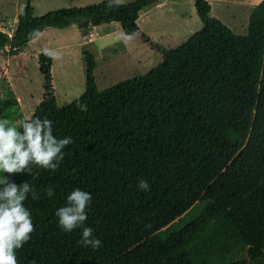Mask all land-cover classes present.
<instances>
[{"label":"trees","instance_id":"trees-1","mask_svg":"<svg viewBox=\"0 0 264 264\" xmlns=\"http://www.w3.org/2000/svg\"><path fill=\"white\" fill-rule=\"evenodd\" d=\"M155 1L101 0L33 16L23 0L11 36L0 31V51L16 55L44 28L71 24L115 22L142 39L137 13ZM192 1L200 28L142 75L97 90L83 51L84 89L63 105L52 93L50 56L37 54L42 94L27 119L51 120L57 139L73 143L55 171L0 174L37 195L25 201L35 231L16 250L18 264H264V0L244 35L210 16L206 0ZM10 113L19 129L26 119L4 83L0 119ZM76 188L92 195L86 226L99 249L80 243V229L58 225L55 212ZM241 245L245 257L229 259Z\"/></svg>","mask_w":264,"mask_h":264},{"label":"rangeland","instance_id":"rangeland-1","mask_svg":"<svg viewBox=\"0 0 264 264\" xmlns=\"http://www.w3.org/2000/svg\"><path fill=\"white\" fill-rule=\"evenodd\" d=\"M72 1H77L75 2L77 4H74L73 6L79 7L76 6L79 5V0ZM228 2L229 0L219 1L218 5L220 7L216 6V0H211L209 3L207 1V4L209 5V9L211 6V9L215 14L216 8L218 7L217 10L221 15L223 24L234 34L244 35L246 33V21L243 18L244 11H242V9H244V5H240L239 3L230 5ZM22 3L23 0H0V31L6 33L8 36H11L15 28L13 26L15 23L14 19L16 18L17 13H19ZM64 5L65 4L63 0H48L43 5L40 4V0H32L31 7L33 6V9H35L37 13L43 14L47 11L65 8ZM182 7L183 6L180 8ZM212 17L216 18V16ZM242 21H244V25L242 24ZM152 22L155 23L154 20H152ZM140 23L141 21L139 20V26ZM137 29L138 33L143 36L142 39L133 36L137 39L136 41H138V43H132L129 45V47H124L117 40L114 41L111 46L103 48L102 51H99L98 55L102 59H106V57L109 56H114L113 60L109 62H103L102 60H99L98 56L94 54V50L90 45L82 48L80 47L79 50L77 48H70L66 53V59L63 61H61L60 54L52 51L50 54L43 53L48 54L49 56L52 54L54 56V66L51 72L52 75H50V72L49 75L50 85L53 95L55 96L56 105L59 106L68 103L82 93L84 89V61L82 58L83 51L89 52L92 58L95 56L92 77L96 89L101 90L118 81L144 74L152 66H155L157 63H159L161 61L162 54L169 50V47H173L174 45V40L171 42L167 41V43L161 41H150L147 36L145 37L144 33L141 32L140 27ZM92 42L94 43L95 41ZM54 49L58 50L55 47ZM6 52V47L0 51V94L2 85H4V83L7 84L17 101L19 113L24 118V116H27L31 113L33 109V101L35 99L37 100L38 97L40 98V94H42V77L38 72L35 62L29 59L27 54H24L25 50L23 48L18 50V53L16 54L18 56H7L5 54ZM5 118L9 119L14 124L17 123V117L14 113L8 114ZM237 247L242 248V252L237 253V250H234V256L228 257L229 259L237 260L245 257L243 254L244 247L242 245Z\"/></svg>","mask_w":264,"mask_h":264},{"label":"clouds","instance_id":"clouds-1","mask_svg":"<svg viewBox=\"0 0 264 264\" xmlns=\"http://www.w3.org/2000/svg\"><path fill=\"white\" fill-rule=\"evenodd\" d=\"M122 2L123 0H114L116 4ZM136 35L138 34H132ZM77 107L82 112L88 111L86 104L78 103ZM71 143V137L57 139L53 134L51 120L39 117L26 119L20 122L18 129L9 119H0V174L32 175L33 166L55 171L64 158L63 150ZM0 186V264H18L16 250L22 248L35 231L31 212L25 207V201L29 196L37 199V195L30 183L17 185L2 175ZM137 187L142 191L150 189L146 180H140ZM45 194L51 198L54 195L53 188L49 186ZM91 201V193L76 188L67 196L66 205L58 208L55 215L62 231L71 233L80 229V243L85 247L99 249L101 240L94 236L91 227L86 226Z\"/></svg>","mask_w":264,"mask_h":264},{"label":"crops","instance_id":"crops-1","mask_svg":"<svg viewBox=\"0 0 264 264\" xmlns=\"http://www.w3.org/2000/svg\"><path fill=\"white\" fill-rule=\"evenodd\" d=\"M46 1L48 0H40V4L43 5L46 3ZM129 1L132 0H123L122 3H126ZM206 1H208L209 3L211 0ZM219 1L222 0H216V6L218 7H220L218 5ZM259 1L260 0H229L228 3L230 5H235L238 3L240 5H244V9H242V11H244L243 18L246 21L245 24H247V18L250 11ZM63 2L65 4L64 7H74L73 5L77 4L75 3L77 1L73 2L72 0H63ZM78 2L79 5L76 6L92 4L93 2L96 3L99 1L79 0ZM112 2H114V0H112ZM181 6L183 7L180 8ZM21 7L22 5L20 6V8ZM218 7L216 8L215 14L210 6L209 15L216 16V19L223 23L221 15L217 10ZM31 9L33 16H39L40 14H42L37 13V11L33 9V6L31 7ZM139 20L141 21L140 26L138 24ZM152 20H154L155 23H153ZM14 22L16 23V18L14 19ZM15 23L13 24L14 27ZM135 23L137 28L140 27L141 32L144 33L145 37L147 36L150 41H161L167 43V41L171 42L172 40H174L175 46L183 42L190 34L197 31L201 26L198 19L196 18L192 0H156L155 2L149 5H145L138 11ZM242 24L244 25V21H242ZM129 37L130 36H124L122 34L118 24L115 22L100 24L97 26H89L84 29H78L74 24H71L61 29L51 27L44 28L42 31L38 32L33 38L28 40L22 48L25 50L24 54H27V57L33 60L36 66V55L39 53L50 54L52 51L57 54H60L61 61H63L64 59H66V53L70 48H77L79 50L80 47L82 48L87 45H90L93 48L94 54L98 56L99 60H102L103 62H109L113 60L114 56H109L106 57V59H102L98 55L99 51H102L103 48L111 46L112 43L117 40L124 47H129V45L132 43H138L135 37L132 36L131 39H129ZM92 41L95 42L93 43ZM174 45L173 47L171 46L168 49L174 48ZM54 47L58 50H55ZM13 56L18 55H12L11 57ZM94 57L95 56H93V61L95 59ZM50 58L51 64L49 66V72L50 75H52L51 72L54 66V56L51 54ZM40 98L38 97L37 100L35 99L33 101V107L37 104ZM28 116L29 114L27 116H24V119H27Z\"/></svg>","mask_w":264,"mask_h":264}]
</instances>
